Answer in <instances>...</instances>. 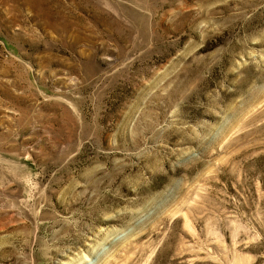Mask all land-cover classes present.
<instances>
[{"label":"rangeland","instance_id":"rangeland-1","mask_svg":"<svg viewBox=\"0 0 264 264\" xmlns=\"http://www.w3.org/2000/svg\"><path fill=\"white\" fill-rule=\"evenodd\" d=\"M0 264H264V0H0Z\"/></svg>","mask_w":264,"mask_h":264}]
</instances>
